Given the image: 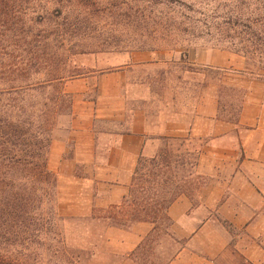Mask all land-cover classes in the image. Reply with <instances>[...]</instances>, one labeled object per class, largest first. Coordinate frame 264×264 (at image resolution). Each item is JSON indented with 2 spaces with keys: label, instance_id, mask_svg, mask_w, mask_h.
Returning a JSON list of instances; mask_svg holds the SVG:
<instances>
[{
  "label": "rangeland",
  "instance_id": "obj_1",
  "mask_svg": "<svg viewBox=\"0 0 264 264\" xmlns=\"http://www.w3.org/2000/svg\"><path fill=\"white\" fill-rule=\"evenodd\" d=\"M21 6L30 11L16 22L14 37L3 42L16 49L10 59L0 55V67L10 62L13 69H24L31 85L0 99V117L25 123L33 135L47 120V154L51 142L64 138L69 128L74 94L68 84L80 89L112 72L120 73L118 83L125 82L120 96L127 104H169L177 111L185 102L195 106L207 84H218L220 117L233 120L240 108L238 89L196 62L208 51H226L236 43L240 14H254L264 8V0H24ZM91 90L95 97L96 88ZM55 108L61 112L53 115ZM199 144L195 139L163 141L156 156L168 167L154 168L152 158L144 157L135 188L147 180L143 193L163 209L175 197L194 196L203 182L192 168ZM168 229L166 219L157 224L139 252L140 264H164L171 257L178 244L169 239ZM101 231L102 224L70 219L28 254L38 264H55L60 259L51 258V252L66 250L74 253V264H104Z\"/></svg>",
  "mask_w": 264,
  "mask_h": 264
},
{
  "label": "crops",
  "instance_id": "obj_2",
  "mask_svg": "<svg viewBox=\"0 0 264 264\" xmlns=\"http://www.w3.org/2000/svg\"><path fill=\"white\" fill-rule=\"evenodd\" d=\"M196 63L243 91L233 120L220 117L218 84H207L197 104L185 102L180 111L127 104L119 72L80 89L67 86L74 94L69 128L51 142L46 168L55 176L57 215L102 224L104 264H139L155 233L150 222L124 229L107 216L128 195L139 159L156 157L164 138L200 143L192 168L203 180L194 196H179L167 208V236L178 247L164 264H264V82L243 74V60L224 50Z\"/></svg>",
  "mask_w": 264,
  "mask_h": 264
},
{
  "label": "trees",
  "instance_id": "obj_3",
  "mask_svg": "<svg viewBox=\"0 0 264 264\" xmlns=\"http://www.w3.org/2000/svg\"><path fill=\"white\" fill-rule=\"evenodd\" d=\"M23 2L24 0H0V55L9 59L16 48L8 43L4 45L3 42L14 37L16 22L28 16L30 10L21 6ZM234 26L239 29L235 31L237 42L231 43L225 50L244 60V69L241 71L243 74L264 82V8L255 9L254 14H240ZM227 39L233 40L231 36ZM28 76L24 69H13L10 62L0 67V99L29 89L31 84ZM57 79L59 78L52 80ZM238 92L241 104L244 93L239 89ZM59 112L61 108H55L53 115ZM25 125L12 121L9 117L7 119V116L4 119L0 117V264H38L28 254L31 247L39 248L42 245L41 238L44 240L46 236L56 235L57 224L70 220L59 217L56 208H48L54 195L56 199V194L52 196L50 192L51 189L55 190V176L46 168L47 154L44 153L49 143V122L46 120L40 123L34 135ZM176 140L179 138L163 139ZM158 157L152 158L150 164L154 168H167L168 163H158ZM143 158L138 161L128 195L107 216L111 226L126 229L131 224L146 221L152 223L156 231L157 224L162 219H166L170 226L171 221L166 211L177 197L169 201L164 209L158 208L153 205L151 197L143 193L146 183L149 184L147 180L135 188L140 180L139 171ZM162 210L165 213L162 214ZM58 256L60 260L55 264L75 262L72 251L65 250L61 253L55 250L50 254L53 259ZM139 259L138 257V263Z\"/></svg>",
  "mask_w": 264,
  "mask_h": 264
}]
</instances>
